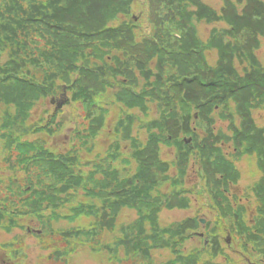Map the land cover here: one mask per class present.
<instances>
[{
	"label": "trees",
	"instance_id": "trees-1",
	"mask_svg": "<svg viewBox=\"0 0 264 264\" xmlns=\"http://www.w3.org/2000/svg\"><path fill=\"white\" fill-rule=\"evenodd\" d=\"M135 1L0 0V149L10 172L0 175V232L19 228L41 239L60 234L68 242L65 249L54 250L61 258L75 252L80 242L92 243L115 230L120 211L129 208L137 219L121 227L114 244L103 247L112 258L118 259L122 246L130 257H148L152 248L167 247L178 254L168 264H198L200 260L187 259L178 248L198 223L193 218L159 223L164 208L190 205L179 188L171 198L155 193L160 182L170 179L172 166L161 149L174 150L173 163L182 174L187 156L194 155L208 168L215 161L206 162V157L218 154L217 144L225 139L221 130L215 134L216 117L228 119L234 154L258 158L263 175L253 187L264 204V132L240 108L257 102L255 89L264 85V67L235 58L242 49L244 23L253 18L231 0H224L220 11L204 0H150L153 32L139 36L135 17L119 21L130 15ZM202 23L213 26L205 39L199 31ZM64 85L77 126L73 138L83 143L59 152L47 137L60 135L70 123L62 118L65 109L55 106L44 110L38 122L28 121L39 102L57 96ZM114 106L121 114L106 158L85 160L82 154L92 152ZM233 109L239 111L240 127ZM199 122L206 123L204 137L197 132ZM135 128L145 129L144 140L133 135ZM191 136L193 142L186 143ZM89 141L92 146L87 147ZM129 157L137 163L133 172L116 165L121 160L127 166ZM84 165L95 168L86 171ZM223 165H214V180L216 173L221 174L218 181L226 179ZM82 218L88 225L54 229L55 223L76 224ZM33 220L37 230L26 223ZM258 237L253 232L248 240ZM18 243L0 246L13 257L20 253Z\"/></svg>",
	"mask_w": 264,
	"mask_h": 264
},
{
	"label": "rangeland",
	"instance_id": "rangeland-1",
	"mask_svg": "<svg viewBox=\"0 0 264 264\" xmlns=\"http://www.w3.org/2000/svg\"><path fill=\"white\" fill-rule=\"evenodd\" d=\"M204 1L219 11L224 6V0ZM231 1L241 4V8L240 5L239 8L241 11H245L244 16L253 18L248 24L244 23L246 25L242 31L244 37L240 38L242 49L240 54L235 58L238 62H259L264 67V0ZM150 3V0H136L132 6L130 15L126 17L120 16L119 21L135 17L134 21L137 24L139 36L151 34L153 32V23H151L150 19ZM161 13L163 15L164 11H161ZM213 24L219 27L226 26L224 22H215ZM247 26L252 29H248ZM212 27L209 23L199 25L200 34L204 39L209 36ZM215 59L214 56L212 62H215ZM161 70L165 71L166 69ZM170 71L167 68L164 74L168 76ZM58 93L56 99H59L64 93L66 94L67 100L60 108L65 109L62 118L70 121V123L60 135L47 138L49 139L50 147L59 152H66L72 146L78 148L82 145L83 141L79 139L74 140L73 138L77 126L75 119L71 117L72 107L68 103L70 94L67 86L64 85ZM108 94H112V92H108ZM248 95L249 93L244 92L242 96L248 98ZM255 95L257 102L252 101L254 102V106L250 109H243V106L240 108L244 110L243 115L246 116L245 112H248L252 119H254L255 125L258 126L259 130L262 129L264 132L263 84H260L255 89ZM57 103V100L53 103L52 99L40 101L35 109L32 110L28 123L38 122L41 115H44L43 111L53 110L55 106L57 107ZM234 107L235 104H233L232 108ZM2 110L0 107V114ZM151 111L157 117V111L154 107ZM233 111L237 118L236 124L240 127L241 119H239V111L237 109H233ZM120 114L121 109L119 107L114 106L110 109V113L106 117L107 125L95 140L94 149L91 153L82 154L85 160L91 161L96 158H106L112 141L117 137L114 134V126ZM139 115L142 118L145 117L141 112H139ZM231 126L233 125L228 119L222 121L216 117V123L214 124L215 134H218V131L221 130L223 135H225V139L223 137L217 144L218 154L206 157V162L210 159L215 161L211 166L209 164V169L201 167L198 158L192 155L190 158L187 156L186 164L184 165V167L186 166V172L182 174V168H177L173 163L175 160L174 150L169 146H162L161 149L162 157L171 163L172 166L170 171H168L170 179L160 182L157 185L155 193L163 198H171L172 192L179 188L183 191V195L188 198L190 205L186 208H164L160 211L159 223L161 226H166L176 222H183L189 218H193V221L198 223L194 224L196 228H190L189 236L178 247L182 255L187 256V259L200 260L198 264H251L257 261V258L252 254V247L256 251L264 252V204L255 195L253 187L256 182L260 181L263 171L257 165V157H239L234 154L233 151L235 149L232 142L234 135ZM205 127L206 123L199 122L196 128L198 134L202 137L206 134ZM133 135L144 140L147 132H145V129L138 131V128H135ZM37 137L38 135L31 136V138ZM187 139L186 143L193 142V136L187 137ZM123 144L128 145L125 142ZM90 146H92V141L87 142V147ZM126 150L124 149L127 153ZM194 150L197 151V149ZM5 157L6 153L0 149V166L2 168L0 169V175L9 176L10 172L3 161ZM129 158L130 162L127 166L121 160H118L116 165L120 169L125 167L133 172L137 167V163L132 157ZM216 160H220L219 164ZM225 161L226 163L223 165ZM101 162L104 163V160ZM214 165L224 166L222 169H226L224 175L226 176L225 180H227V183H225V180L218 181L221 178L220 173H216V175L218 174L216 180L213 179L214 173L217 171ZM84 167H86V171L95 168L90 165H84ZM236 172L238 173V177L235 176ZM218 192L222 196H219ZM137 217L135 210L123 208L117 216L115 230L111 232L105 231L95 237L92 243L80 242L75 252L61 258L55 257L54 250L65 249L68 246V242L60 234L41 239L34 232H24L19 228H14L9 233L1 231L0 244L17 240L19 243L17 244L18 247L15 246V248L19 249L20 253L12 257L3 246H0V264H168L171 260H177L178 254L167 247L152 248L148 257H141L138 254L130 257L126 255L125 246H122L117 253L118 259L112 258L113 253L103 248L104 245L114 244L117 237L121 236V227L133 223ZM86 219L82 218L81 222L79 221L76 224L67 221L54 222V229L63 230L73 226L77 227L78 225L86 226L88 225ZM26 223L30 224L34 230L39 228L37 220ZM253 232H255L256 236H260L259 238L262 239L263 244L257 242V238L255 242L248 240V236L253 234ZM217 234L218 236H216ZM245 241L249 242L247 249L245 248ZM99 246L98 250H94L95 247L98 248ZM261 246L262 248L260 249ZM239 251H242V255L238 254ZM244 251L247 252L246 257ZM175 264H179V262Z\"/></svg>",
	"mask_w": 264,
	"mask_h": 264
},
{
	"label": "flooded vegetation",
	"instance_id": "flooded-vegetation-1",
	"mask_svg": "<svg viewBox=\"0 0 264 264\" xmlns=\"http://www.w3.org/2000/svg\"><path fill=\"white\" fill-rule=\"evenodd\" d=\"M259 237H260V236H259ZM259 237L257 238V242H259V243L261 244L262 239H260ZM247 244H249V242L245 241V248H246V249H247V247H248ZM243 247H244V246H243ZM261 248H262V246L260 247V249H261ZM251 250H252V254L257 258V259H256L257 261L252 262L251 264H264V252L256 251V250H254L253 247L251 248ZM238 254H239V255H242V251H239ZM244 254H245V257H246L247 252L244 251ZM260 255H261V256H260ZM241 257H242V256H241Z\"/></svg>",
	"mask_w": 264,
	"mask_h": 264
},
{
	"label": "water",
	"instance_id": "water-1",
	"mask_svg": "<svg viewBox=\"0 0 264 264\" xmlns=\"http://www.w3.org/2000/svg\"><path fill=\"white\" fill-rule=\"evenodd\" d=\"M55 100H56V99L53 98V99H52V102L54 103ZM66 100H67V97H66V94L64 93L59 99H57V101H58V103H57V108H60V107L63 105V103L66 102ZM57 108H56V109H57Z\"/></svg>",
	"mask_w": 264,
	"mask_h": 264
}]
</instances>
